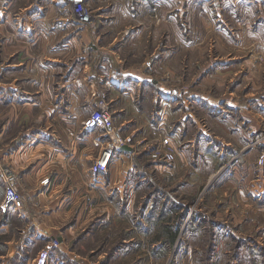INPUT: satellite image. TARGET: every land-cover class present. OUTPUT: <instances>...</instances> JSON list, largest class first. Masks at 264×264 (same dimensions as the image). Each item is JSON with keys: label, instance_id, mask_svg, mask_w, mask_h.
<instances>
[{"label": "rangeland", "instance_id": "374dc122", "mask_svg": "<svg viewBox=\"0 0 264 264\" xmlns=\"http://www.w3.org/2000/svg\"><path fill=\"white\" fill-rule=\"evenodd\" d=\"M42 1L0 0L7 34ZM52 1L43 3L53 6ZM250 16L251 22L257 18ZM224 17L210 7L175 14L169 20L175 29L165 25L159 39L149 32L144 46L122 53L129 68L135 64L147 75L129 98L127 124L116 123L127 142L106 170L91 169L101 188L95 197L86 194L84 206L71 208L49 264H264V45L257 38L241 43L238 29L227 28L235 18ZM174 37L177 43L168 42ZM95 48L91 43L88 50ZM132 50L137 55H129ZM168 50H180L176 62ZM50 63L69 65L62 59ZM36 65L43 66L39 58ZM97 66L95 61L94 71ZM114 73L122 77L118 69ZM99 106L113 114L104 89L96 90L82 125ZM17 128L11 122L12 137L0 140V264H37L48 241L31 247L32 231L44 207L33 201L27 210L22 201L20 213L4 204L5 168L20 176L4 157L24 143V136L10 140ZM49 182L50 177L42 180Z\"/></svg>", "mask_w": 264, "mask_h": 264}, {"label": "crops", "instance_id": "0c3cea01", "mask_svg": "<svg viewBox=\"0 0 264 264\" xmlns=\"http://www.w3.org/2000/svg\"><path fill=\"white\" fill-rule=\"evenodd\" d=\"M43 2L29 10V18L12 25V35L0 23V140L12 137L14 131L8 134L11 122L18 127V133L23 130L24 134L15 133L10 140L24 136V143L4 157L20 171L26 209L32 208L33 201L44 207V216L35 221L32 231L31 247L37 248L47 241L59 240L63 220L75 207L85 205L87 193L95 197L101 188L102 183L94 181L96 176L91 170L99 148L93 143L94 132L84 129L81 123L94 107L97 89L108 92L118 125L130 119L125 116L129 98L147 75L137 65L129 68L125 64V49L144 46V35L149 32L152 38L159 39L165 25L175 29L169 26L175 14L193 15L207 7L221 19L225 14L229 20L235 18L233 26L225 24L238 29L236 35L241 43L246 45L257 38L264 45V0H84L93 13L91 24L73 15L66 0H53V6ZM251 14L257 15L254 22ZM38 19L42 23H35ZM102 35L112 38L104 41ZM170 41L177 43L178 37ZM91 43L96 48L89 51ZM154 43L151 44L157 46ZM132 54L137 55L134 50L129 55ZM170 56L171 62H176L180 50H173ZM37 58L43 66L36 65ZM59 59L69 65L54 68L50 62ZM76 60L77 65L71 68ZM95 61L98 66L94 71ZM16 66L21 67L19 71ZM117 69L122 77H115ZM54 73L59 74L56 86ZM117 172L119 168L113 175ZM45 177H50L49 184L42 183Z\"/></svg>", "mask_w": 264, "mask_h": 264}, {"label": "built area", "instance_id": "2783aa9c", "mask_svg": "<svg viewBox=\"0 0 264 264\" xmlns=\"http://www.w3.org/2000/svg\"><path fill=\"white\" fill-rule=\"evenodd\" d=\"M67 5L72 8L73 15L82 22L90 23L93 20V13L84 0H66ZM86 129L98 132L93 137L94 145L99 148V154L92 164L94 172L106 170L110 161L115 157L119 149L127 142L124 131L116 124L113 114L105 106H99L86 120L83 121ZM3 179L6 184L5 207L12 205L17 211H22V190L20 176L11 167H6L3 172ZM60 240L54 239L42 248L37 256V264H48L49 255L52 249L59 247Z\"/></svg>", "mask_w": 264, "mask_h": 264}, {"label": "trees", "instance_id": "16d2710c", "mask_svg": "<svg viewBox=\"0 0 264 264\" xmlns=\"http://www.w3.org/2000/svg\"><path fill=\"white\" fill-rule=\"evenodd\" d=\"M48 264H49V261H48Z\"/></svg>", "mask_w": 264, "mask_h": 264}]
</instances>
